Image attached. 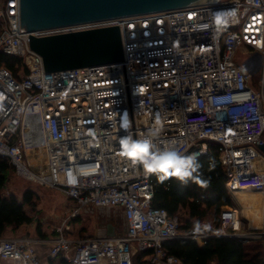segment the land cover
<instances>
[{
    "label": "built area",
    "instance_id": "built-area-1",
    "mask_svg": "<svg viewBox=\"0 0 264 264\" xmlns=\"http://www.w3.org/2000/svg\"><path fill=\"white\" fill-rule=\"evenodd\" d=\"M224 14L217 24L214 17ZM116 25L123 60L47 72L29 46L42 37ZM0 51L24 59L15 77L0 66V155L30 182L53 188L82 207L122 209L123 234L68 239L66 217L55 227L47 261L30 236L0 237L4 264H187L168 253V239L212 236L261 239L264 225L247 229L236 207L218 222L181 228L182 217L152 205V175L120 154L125 135L158 131L159 147L199 156L215 143L225 188H264V0H209L186 7L28 31L19 0H0ZM240 53L248 57L243 61ZM246 62L260 72L258 86ZM127 122L128 128L123 124ZM77 179L68 182V173ZM72 251V254L70 252Z\"/></svg>",
    "mask_w": 264,
    "mask_h": 264
},
{
    "label": "trees",
    "instance_id": "trees-1",
    "mask_svg": "<svg viewBox=\"0 0 264 264\" xmlns=\"http://www.w3.org/2000/svg\"><path fill=\"white\" fill-rule=\"evenodd\" d=\"M0 66L6 67L17 78L28 72L23 58L2 51ZM198 158L203 164L202 175L194 182L189 181L187 186L175 179L161 182L152 175V205L166 209L170 216L185 211L181 228L188 227L193 221L206 219L208 215H212L211 221L216 223L223 209L234 207L225 188V170L216 144L210 143L208 152ZM210 163H214V167L210 168ZM14 172L8 159L0 155V237L31 224H35L38 236L47 235L40 222L26 210L36 209L39 196L33 189L25 188L19 197L13 192H1ZM163 246L169 254L187 264H264V244L261 239L245 242L237 237L212 236L202 242L194 238H175L166 240ZM61 264L69 263L63 259Z\"/></svg>",
    "mask_w": 264,
    "mask_h": 264
},
{
    "label": "water",
    "instance_id": "water-1",
    "mask_svg": "<svg viewBox=\"0 0 264 264\" xmlns=\"http://www.w3.org/2000/svg\"><path fill=\"white\" fill-rule=\"evenodd\" d=\"M209 0H19L20 27L28 31L133 14L186 7ZM29 46L47 72L120 63L123 47L118 26L29 37ZM253 74L256 67L244 64ZM259 149L264 153V143Z\"/></svg>",
    "mask_w": 264,
    "mask_h": 264
},
{
    "label": "clouds",
    "instance_id": "clouds-1",
    "mask_svg": "<svg viewBox=\"0 0 264 264\" xmlns=\"http://www.w3.org/2000/svg\"><path fill=\"white\" fill-rule=\"evenodd\" d=\"M217 24L226 21L224 14L214 17ZM127 122L123 124L128 128ZM159 135L158 131L151 130L142 138H133L125 135L120 138V154L133 164L142 167L144 172L155 175L163 182L166 179H175L181 185L187 186L189 181H196L202 175L203 164L198 158V154H184L175 145L159 147L155 143V138ZM214 163H210V168ZM76 175L68 173V182L74 184Z\"/></svg>",
    "mask_w": 264,
    "mask_h": 264
},
{
    "label": "rangeland",
    "instance_id": "rangeland-1",
    "mask_svg": "<svg viewBox=\"0 0 264 264\" xmlns=\"http://www.w3.org/2000/svg\"><path fill=\"white\" fill-rule=\"evenodd\" d=\"M239 55L243 61L248 57L246 53H240ZM259 79H260V72L254 73L253 84L255 87L258 86ZM14 171H15L14 174L10 177L8 183H6L5 187L1 192L3 194H9L13 192L19 197L25 188L33 189L39 196L37 206L34 211L30 210L29 208H27L26 210L40 222V226L43 229V232L45 231L46 233H48L46 230L50 232L51 229L55 227V225L61 224L63 220L67 217L68 212L71 210L67 197L63 193L53 188H49L46 186H42L30 182L27 178L19 174L15 168ZM254 192H262V191H251L249 193L251 194V196L248 198V202L251 204L256 202L253 201L252 199V197L254 196L253 195ZM231 198L233 200V206L238 209L239 215L241 219H243L245 228H247L248 226L247 224L250 219L246 215H244L243 208L238 203L237 199H235V197H231ZM182 214H184V212H182ZM184 215H181L180 213L181 217L182 216L184 217ZM212 217H213L212 215H208L205 218L208 221H210L213 219ZM263 225H264V221L261 222L259 228H262ZM9 235L14 237L22 236V235L38 236V234L35 232V224L22 226L17 231H10ZM65 237L68 239H78L79 238L78 228L73 227L71 231H67L65 233Z\"/></svg>",
    "mask_w": 264,
    "mask_h": 264
},
{
    "label": "crops",
    "instance_id": "crops-1",
    "mask_svg": "<svg viewBox=\"0 0 264 264\" xmlns=\"http://www.w3.org/2000/svg\"><path fill=\"white\" fill-rule=\"evenodd\" d=\"M246 189V188H245ZM234 197V196H233ZM68 203L71 207V210L68 212L67 217L68 223L70 226V230L73 227L78 228L79 238L81 237H88V236H97L101 234L105 235H118L123 234L126 229V220L122 209L116 208H100V207H82L80 208L74 216H71L75 207L72 206V203L69 198ZM185 214V211H182ZM181 215H184L182 214ZM255 214V213H254ZM253 214V215H254ZM180 215V214H179ZM186 216V215H184ZM264 211L263 215L260 217L258 216V223L256 221H252V218H249L247 229H260L259 225L264 220ZM183 217V216H182ZM257 219V216H256ZM58 225H55V227ZM245 226V225H244ZM55 227L51 229L45 236H32V235H22V236H30L38 241L35 242V250L37 251V255L42 261H47L48 252L51 246L50 241L48 240L53 239L56 237ZM11 235L6 234L3 237H9ZM146 252H139L133 259V264H143L144 255ZM72 254V251L70 252ZM63 257H59L56 261H50V264H61V260L65 259ZM0 264H4V262L0 261Z\"/></svg>",
    "mask_w": 264,
    "mask_h": 264
},
{
    "label": "bare ground",
    "instance_id": "bare-ground-1",
    "mask_svg": "<svg viewBox=\"0 0 264 264\" xmlns=\"http://www.w3.org/2000/svg\"><path fill=\"white\" fill-rule=\"evenodd\" d=\"M251 191H253V190L246 188L244 190L238 191L234 195V197H235V199H237L238 203L242 206L244 215H246L248 218H252V221L257 222L260 219V217L263 215L264 188L261 190L262 192H254L253 193L254 196L252 197V199H253V201H256L253 204L248 202V198L251 196V194H249V193ZM256 216H257V219H256ZM258 216H259V219H258Z\"/></svg>",
    "mask_w": 264,
    "mask_h": 264
}]
</instances>
